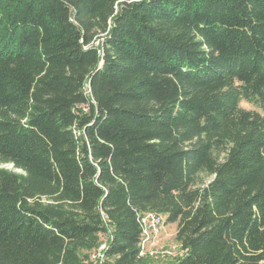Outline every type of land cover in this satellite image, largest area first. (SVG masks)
I'll use <instances>...</instances> for the list:
<instances>
[{
  "label": "trees",
  "instance_id": "1",
  "mask_svg": "<svg viewBox=\"0 0 264 264\" xmlns=\"http://www.w3.org/2000/svg\"><path fill=\"white\" fill-rule=\"evenodd\" d=\"M147 213L264 264V0H0V264H156Z\"/></svg>",
  "mask_w": 264,
  "mask_h": 264
},
{
  "label": "built area",
  "instance_id": "2",
  "mask_svg": "<svg viewBox=\"0 0 264 264\" xmlns=\"http://www.w3.org/2000/svg\"><path fill=\"white\" fill-rule=\"evenodd\" d=\"M163 216L157 213H147L140 218V225L142 229L141 241L139 243L140 252L139 257H144L146 255L157 257V251L151 250L150 245H154V240H156L162 232L164 226ZM107 243H103L93 255V258L99 263L103 262L105 258V251L107 250ZM170 251L162 252L161 254L170 255Z\"/></svg>",
  "mask_w": 264,
  "mask_h": 264
},
{
  "label": "rangeland",
  "instance_id": "3",
  "mask_svg": "<svg viewBox=\"0 0 264 264\" xmlns=\"http://www.w3.org/2000/svg\"><path fill=\"white\" fill-rule=\"evenodd\" d=\"M242 107L250 110L261 111L260 109H257L254 106L245 102H242ZM3 167L12 169L11 165H4ZM163 218L165 220V217ZM176 233H177V224H167L166 222H164L161 235L156 240H154V245H150L149 247L151 250L157 251L156 254L157 258L154 259L156 264H162L165 262L175 263V259L181 256L182 249L180 248V245L176 241ZM102 240L103 241L102 243H100L99 247L103 243H105L106 236L102 237ZM97 249L95 248L96 251ZM94 251L92 253H94ZM165 251H170L171 252L170 255L161 254L162 252Z\"/></svg>",
  "mask_w": 264,
  "mask_h": 264
}]
</instances>
